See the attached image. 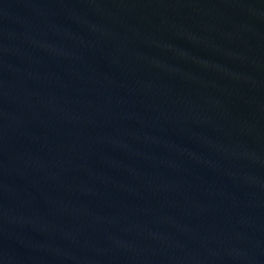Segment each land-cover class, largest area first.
I'll return each instance as SVG.
<instances>
[{
    "label": "water",
    "instance_id": "1",
    "mask_svg": "<svg viewBox=\"0 0 264 264\" xmlns=\"http://www.w3.org/2000/svg\"><path fill=\"white\" fill-rule=\"evenodd\" d=\"M0 264H264V0H0Z\"/></svg>",
    "mask_w": 264,
    "mask_h": 264
}]
</instances>
